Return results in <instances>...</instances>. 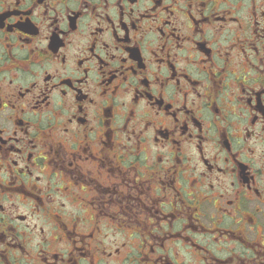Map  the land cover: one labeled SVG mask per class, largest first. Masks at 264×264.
<instances>
[{
	"label": "flooded vegetation",
	"instance_id": "obj_1",
	"mask_svg": "<svg viewBox=\"0 0 264 264\" xmlns=\"http://www.w3.org/2000/svg\"><path fill=\"white\" fill-rule=\"evenodd\" d=\"M0 264H264V0H0Z\"/></svg>",
	"mask_w": 264,
	"mask_h": 264
}]
</instances>
